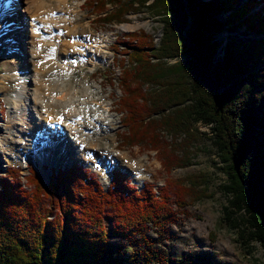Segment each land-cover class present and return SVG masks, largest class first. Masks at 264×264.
<instances>
[{"label": "trees", "instance_id": "trees-1", "mask_svg": "<svg viewBox=\"0 0 264 264\" xmlns=\"http://www.w3.org/2000/svg\"><path fill=\"white\" fill-rule=\"evenodd\" d=\"M88 3L101 25L145 11L161 27L156 44L140 30L115 46L124 55L115 101L124 117L122 146L155 150L169 174L189 164L182 156L197 142L198 127H206L224 176L223 221L244 248L252 242L264 248V1ZM226 25L259 37L221 47ZM195 177L186 187L168 176L161 187L144 181L138 188L112 169L104 188L79 163L53 170L47 183L34 169L23 176L20 166H10L0 175V264H219L206 253L164 257L147 238L146 248L125 255L111 240H130L147 224L163 229L206 183L205 175Z\"/></svg>", "mask_w": 264, "mask_h": 264}, {"label": "rangeland", "instance_id": "rangeland-1", "mask_svg": "<svg viewBox=\"0 0 264 264\" xmlns=\"http://www.w3.org/2000/svg\"><path fill=\"white\" fill-rule=\"evenodd\" d=\"M242 1L245 0H239V2ZM15 4L16 7L12 10L11 15L4 14L0 19L5 20V18H8L9 21L5 24L6 27H2V23L0 24V28L3 29L5 35V41H3L5 45H0V135L5 136L6 133L2 130L10 125L9 117L12 109L9 100L14 97L21 80V75L17 74L12 69L13 67L8 65V61L13 62L18 58L20 61V58H26V50L31 47L32 51L33 46H41L42 42L44 46L48 45L46 48L51 47L58 52L75 43L81 42L85 45L84 51L78 49L82 53L80 56L83 59L77 62L75 60L79 56L73 58L74 64H78L75 71L66 78L59 75L55 79L63 88L71 81L76 83L83 81L90 86L92 91L100 92L102 102H111L114 126L103 136L93 135L92 139H97L99 142V147L95 148V157L90 158L93 161L88 160L87 156H78L72 161L70 157L65 155L63 159L58 158L59 160L53 161L50 165L43 163L38 166L32 159L34 155L32 150L35 148L31 150L22 149L21 151L18 148L11 150L10 145L5 147L2 144V147H0V175L6 173L7 168L10 166H20L21 175L26 176L31 169H34L38 175L39 173L43 175V177L39 175L42 182L47 183L53 170L79 163L90 169V172L95 173L104 188L110 182L111 170L119 169L125 172L137 187H141L144 181H149L153 183L156 189L163 185L164 179L168 176L183 181L186 187L189 185V176H193V178L196 176V179L198 178L197 175L203 174L206 183L198 186L199 191L196 190V195L193 191L191 198L187 196L190 204L185 206L181 212L176 210L175 212L178 213L175 214L174 219L164 225L163 229L159 230L157 227L147 224L130 240L122 238H111V240L118 245V250L125 251V255L128 253L133 254L136 249L146 248L148 245L144 238H147L154 252H160L164 257L180 259L187 254L206 253L219 264H264V248L257 242L251 243V250L244 248L240 244L241 241L237 234L229 229L223 221L222 208L227 206V198L220 186L224 182V176L218 168L219 164L215 163L217 160L207 134L202 133L207 132L206 127H198L197 137L199 138L197 142L195 145L191 144L186 150L187 157L182 156L189 164L183 167H173L169 174L163 172L155 150L137 146L124 147L120 142L119 134L124 130L122 125L124 117L116 110L115 101L121 95L118 86V77L121 70L118 67V59L124 57V55L120 54L115 46L118 40L125 38L126 34L140 30L150 35L152 41L156 44L161 33V27L156 18L151 17L145 11L131 12L126 15V21L123 23L101 25L100 21L97 20L98 14L93 13L88 0H68L66 4L62 5L64 8L57 6L55 1L42 0L45 7L40 9L39 12L48 8L49 10L64 9L66 13H70L67 14L70 15V25L62 27L65 32L63 35L60 34L62 36L59 42L57 41L60 37L56 36L54 42L46 43L47 41L44 38H39L31 31L29 19L33 18L35 20H31V23L42 29L41 25L37 24L38 16L32 17L36 14L33 3L30 0H15ZM55 13L56 11L53 14ZM232 27L233 29H230ZM80 30L86 33L80 35ZM244 31V26L226 25L218 34V38L222 41L221 47L226 46L230 40L242 41L247 40V38L259 37ZM72 35L81 36L80 40L72 42ZM94 36L99 38L98 42L93 41ZM51 55L52 52L43 49L38 58L40 62L36 63L34 68L38 69L41 61L49 59ZM183 146H185L184 141ZM67 148L68 146L65 145L64 149L66 151ZM115 150V153H124L127 160L117 162L110 155ZM94 161L100 163L98 167L95 166L96 162ZM134 164L135 166H133ZM136 170L141 173V179L136 176ZM198 194L199 198L196 199ZM119 244L121 245L120 248ZM152 264L157 263L153 261Z\"/></svg>", "mask_w": 264, "mask_h": 264}, {"label": "bare ground", "instance_id": "bare-ground-1", "mask_svg": "<svg viewBox=\"0 0 264 264\" xmlns=\"http://www.w3.org/2000/svg\"><path fill=\"white\" fill-rule=\"evenodd\" d=\"M30 1L33 3L36 13L32 17L38 16L37 24L42 25L41 30L34 23H31V20H35V18L29 19L32 33L38 35L39 38H44L46 43L54 42V38L58 36L60 38L57 42H59L65 32L62 27L70 25V15H67L70 13H66L64 9L49 10L47 6L46 10L39 12L45 7L42 0ZM49 1H55L57 6H62L68 0ZM14 7H16L15 1L9 10L0 5V19L4 14L10 16ZM52 11H56L54 16L51 15ZM1 23L2 27H6L5 24L9 23L8 18L0 20ZM60 28L63 29L62 35L59 34ZM85 33L84 31L79 32L80 35ZM80 37L72 35V42L80 40ZM98 40L99 38L94 36L93 41L98 42ZM3 41H5V35L3 29L0 28V45H5ZM47 46H44L42 42L41 46H33L32 51L31 47L28 48L26 58H20V61L19 58L13 62L8 61V65L21 75V80L14 97L9 100L12 109L9 117L10 125L2 130L6 135H0V147L2 144L5 147L10 145L11 150L18 148L20 151L35 148L32 150V154H34L32 159L38 166L43 163L50 165L55 160L63 159L65 155L70 157L72 161L78 156H87L88 160L93 161L90 158L95 157V148L99 147L97 139H92L93 135L103 136L114 126L111 102H102L100 92L92 91L90 86L83 81L78 83L71 81L63 88L55 79L59 75L66 78L75 71L78 64H74L73 58L79 56L75 60L77 62L83 59L80 56L82 53L78 49L84 51V44L75 43L59 52L51 47L46 48ZM43 49L52 52V55L49 59L41 61L42 66L40 64V67L36 69L34 65L40 62L38 58ZM61 115H63V119L59 120ZM77 116H81L80 121L76 120ZM53 123L61 124V127L57 128L58 131L52 126ZM44 135H47L46 139ZM67 141L69 142L67 143ZM65 145L68 146L67 151L64 149ZM115 152L116 150L110 155L117 162L127 160L124 153ZM56 153L57 155H55ZM99 164L96 162L95 166L98 167ZM135 174L138 179H141V173H138V170L135 171ZM39 175L43 177L40 173Z\"/></svg>", "mask_w": 264, "mask_h": 264}]
</instances>
